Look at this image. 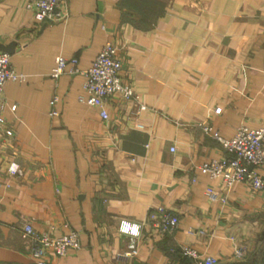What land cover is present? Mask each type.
<instances>
[{"label":"crops","instance_id":"1","mask_svg":"<svg viewBox=\"0 0 264 264\" xmlns=\"http://www.w3.org/2000/svg\"><path fill=\"white\" fill-rule=\"evenodd\" d=\"M25 4L0 0V44L16 43L11 65L26 78L4 87L0 264H34L25 224L80 234L79 250L47 264H194L184 246L215 264H264V191H226L200 170L226 156L214 136L264 124V0H67V18L52 24ZM106 42L139 98H110L107 122L79 101L83 74L51 77L58 57L87 71ZM208 188L227 202L209 200ZM159 207L179 218L174 233L153 228ZM122 222L143 226L137 255H126Z\"/></svg>","mask_w":264,"mask_h":264},{"label":"built area","instance_id":"2","mask_svg":"<svg viewBox=\"0 0 264 264\" xmlns=\"http://www.w3.org/2000/svg\"><path fill=\"white\" fill-rule=\"evenodd\" d=\"M67 0H26L25 8L33 13L34 18L39 23H59L67 18ZM70 68V70H69ZM69 70V71H68ZM123 64L119 57V48L113 42H106L101 52L94 60L92 66L82 72L78 68L76 58L66 59L58 57L56 66L51 74L53 79H59L64 74H83L85 82L83 85L85 98L79 101L90 107L97 108L104 121H109L110 116L105 108L106 102L113 96H121L128 102L139 100L132 86L124 82L122 78ZM25 76L17 73L11 65V55L0 52V118L8 108V103L4 98V87L9 82H23ZM58 97L55 96L50 101V116H58L56 106ZM11 110L16 111V106ZM146 111V106L140 105L139 113ZM219 111V110H217ZM208 134L210 129L204 128ZM214 138L221 143L226 151V156L216 160H211L200 166V170L211 180H219L224 190H230L238 183L249 184L254 191H264V177L258 174L259 169H264V124L258 129H250L247 126H240L235 136L226 140L219 136ZM172 152L176 149L172 148ZM11 175H16L18 167L12 164L9 167ZM206 196L213 202H227L225 194H219L213 188H208ZM180 225L179 218L170 210L159 207L157 216L152 222L153 228L160 234L166 235L174 233ZM128 222L120 224L122 233L130 236L132 246L127 256L137 255L135 246L137 238L140 236L141 228ZM22 238L31 243V256L34 264H47L49 255L65 257L70 250L80 249V234L70 232L61 236H53L48 233L37 232L31 224H25L22 228ZM180 252L184 257L194 261V264H215V260L209 256L200 254L195 249L184 246ZM237 258L243 256L242 248L235 252Z\"/></svg>","mask_w":264,"mask_h":264},{"label":"water","instance_id":"3","mask_svg":"<svg viewBox=\"0 0 264 264\" xmlns=\"http://www.w3.org/2000/svg\"><path fill=\"white\" fill-rule=\"evenodd\" d=\"M15 46H16L15 42H12L11 44L8 45L0 44V52L11 55L14 53Z\"/></svg>","mask_w":264,"mask_h":264}]
</instances>
